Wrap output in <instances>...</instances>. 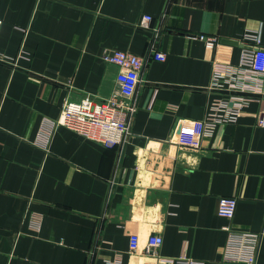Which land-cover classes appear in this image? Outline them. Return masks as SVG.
Wrapping results in <instances>:
<instances>
[{
  "label": "crops",
  "instance_id": "1",
  "mask_svg": "<svg viewBox=\"0 0 264 264\" xmlns=\"http://www.w3.org/2000/svg\"><path fill=\"white\" fill-rule=\"evenodd\" d=\"M0 21V264H231L225 225L258 233L264 264V83L235 121L198 133L212 71L237 62L245 31L264 67V0H0ZM153 38L165 57H148L122 143L65 125L45 137L67 99L117 89L103 50L145 55ZM222 196L237 200L230 220Z\"/></svg>",
  "mask_w": 264,
  "mask_h": 264
},
{
  "label": "built area",
  "instance_id": "2",
  "mask_svg": "<svg viewBox=\"0 0 264 264\" xmlns=\"http://www.w3.org/2000/svg\"><path fill=\"white\" fill-rule=\"evenodd\" d=\"M151 21L152 16L146 14L142 17L140 26L150 28ZM200 38L205 39L208 47H215L216 37L200 35ZM240 42L241 51L237 62L227 65L223 71H212L209 87L216 94L210 98L205 117L199 121L200 135L211 133L219 123L235 121L244 107L252 100H258V95L263 92L264 67L258 65L255 59L256 49L262 44L260 35L256 31H245ZM154 43L153 38L145 55L116 48L103 50L101 59L116 64L119 68L116 76L117 89L104 100L96 101L87 95L80 101L67 99L59 119L44 122L45 137H49L57 125H65L105 147L122 143L129 132L136 109L135 94L147 59L149 56L161 60L165 57L164 53L156 51ZM259 125L264 127V112L259 117ZM236 205L237 200L233 196L219 197L216 212L230 220L235 214ZM223 229L226 231L223 260L231 264H255L260 235L235 230L229 225H225ZM161 243L160 234H151L144 251L153 252ZM138 246V236L131 234L129 252L136 253Z\"/></svg>",
  "mask_w": 264,
  "mask_h": 264
}]
</instances>
